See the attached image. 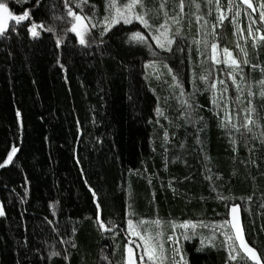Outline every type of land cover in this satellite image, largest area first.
<instances>
[{
    "label": "trees",
    "instance_id": "obj_1",
    "mask_svg": "<svg viewBox=\"0 0 264 264\" xmlns=\"http://www.w3.org/2000/svg\"><path fill=\"white\" fill-rule=\"evenodd\" d=\"M0 2L15 13L31 9L35 22L44 24L37 38L28 22L19 35L0 34V163L13 144L18 147L13 163L0 168L6 211L0 264H123L134 239L126 231L130 213L196 221L194 243L182 248L188 264H239V256L230 260L223 236L231 204L239 205L245 240L264 264L262 0H252L255 12L243 0L231 7L219 0L220 11L217 0H183V11L181 0H143L137 10H149L154 30L167 19L165 11L179 20L168 19L169 35L176 37L172 52L151 39V50L132 40L136 30L151 35L138 22L116 25L102 38L98 24L91 29L93 46L79 45L68 8L89 16L95 11L99 21L112 13L105 11L108 0H69L67 7L64 0ZM50 26L55 31H47ZM57 33L65 38L59 47ZM212 43L219 64L211 60ZM224 47L249 61L240 66L246 80L234 72L243 95L228 75L233 68L223 62ZM248 99L255 112L244 111ZM245 115L252 117L255 137L243 127ZM54 251L61 255L51 256Z\"/></svg>",
    "mask_w": 264,
    "mask_h": 264
},
{
    "label": "snow or ice",
    "instance_id": "obj_2",
    "mask_svg": "<svg viewBox=\"0 0 264 264\" xmlns=\"http://www.w3.org/2000/svg\"><path fill=\"white\" fill-rule=\"evenodd\" d=\"M24 2H27V0H24ZM83 2H87V0H83ZM233 0H229V6H232ZM17 3H21V0H17ZM65 6L67 7L69 4V0H64ZM243 3L247 5L249 9L252 10V12H255L256 9L253 6L252 0H243ZM37 4H39V0H37ZM143 7V0H127L126 3H123L119 6L116 4V0H108L107 6H106V13L109 12L111 9H115L114 15L106 14L102 20L96 21V13L93 11L92 15H82L78 13L77 11H73L70 7L68 8L67 15L69 17H72L73 20L70 22V32L74 35V37L77 39L79 45L82 46H93V44L96 42V36L92 33L91 29L97 28L98 24L103 25L100 36L101 38L106 35L114 26L116 25H132L134 22H138L139 25H142L144 29H148L151 33L150 37L149 35H146L141 30H136L131 32V39L134 40L138 45H141L143 47H146L148 49H153V45L150 43V39L154 40L156 45L160 49H166L168 52H172L173 48L172 45L176 42V37L168 35L169 32V24L168 19H171L174 23L179 25V20L176 19L175 15L169 16L168 11H165L164 15L167 17V19L164 20L162 24L159 25L160 30H154V26L150 23L149 19V10L147 8L144 9L143 12H140L137 10V8ZM163 7V5H161ZM181 11H183V0H181ZM261 11L259 13V20L264 21V0L259 5ZM217 10L220 11L219 8V0H217ZM31 9H25L21 13H15L14 11L10 10L9 5L7 3L0 2V34H6L7 31L15 32L17 35H19V29L22 25L25 24V22H28V32L31 37L37 38L41 36V32L37 30V28H44L43 23H37L34 20V17L31 16ZM239 9H237L236 15H239ZM250 19H255L251 16V13H249ZM199 19V18H198ZM220 22L222 23L225 17L223 15H220L218 17ZM235 19V17H233ZM89 24H91V27H89ZM261 27H264V25H261ZM49 32L55 31L54 28L51 26L46 29ZM177 31H179V27L177 28ZM258 31V29H257ZM249 35H252L255 39V32L253 30L252 25H249L248 28ZM64 36L57 33L56 36V44L57 47H59L64 42ZM261 39H264V33L261 34ZM100 43H103V39L100 40ZM217 49L218 44L212 43L211 44V60L215 63L219 64L221 63L220 57L217 55ZM178 51H182L179 46H177ZM223 62L225 64L230 65L233 68V71H229L228 75L232 79L233 85L236 86V90L240 95H243L240 89L239 82L237 81V76L234 74V72L240 73V80H246L245 75L243 74L241 70V63L244 65H248L249 61L247 58L243 59V61H240L236 59L233 56V53L229 50L228 47L223 48ZM245 57H247V53H245ZM253 68L256 67V65H251ZM221 83H224L221 81ZM211 87L213 89L216 88V83H212ZM224 91H227V88L224 89ZM253 93L249 92V97H251ZM260 95L264 97V90L261 91ZM240 96H237V99H239ZM215 103V101H213ZM244 111L247 112H255V108L252 106V100L248 99V107L244 109ZM17 116H20V112L17 111ZM237 116L239 114L237 113ZM224 119L228 122L231 121V116L226 112ZM245 123L243 125L244 128L247 129L249 133L253 134V137H255V133L249 125L253 123L252 117L250 115H245L244 117ZM233 127L236 129L237 132H240L241 126L240 125H233ZM259 127V125H258ZM243 135V133H241ZM261 143H264V132L261 133ZM245 144H247V138L245 139ZM18 152V147L13 144L10 148V151L7 152L6 158L3 160L2 163H0V168H4L5 166H8L13 163L14 156ZM77 163H80L79 159H77ZM254 163V162H253ZM81 172L83 173V168L81 169ZM85 183L87 184L88 181L85 180ZM89 188L92 192L93 198H97V192L96 190L89 184ZM27 194V190L25 192ZM219 195V193H218ZM18 199L23 201L24 197L18 195ZM220 199L225 200L227 199L224 196H220ZM249 200L252 199L251 196L248 197ZM227 206V205H226ZM101 207V202L97 199V208ZM238 204H231L229 206V215L231 216L230 220H225L222 222L223 225H231V229L233 230L231 233L228 231H225L223 235L225 236V239L228 241H231L232 243L229 244V258L231 261L237 260V257L239 256V264H247V260L250 258L251 261H255L256 264H261V256L257 254V251L254 247H250L248 242L245 240V234L244 229L242 227V224L238 218ZM134 213H130L127 215L126 219V231L130 234L131 237H138L139 241L142 243H138L136 240H129L128 245L126 247V255L124 257L123 264H161V260L163 259L162 256V250L164 248V244L162 241H158L156 239V236L152 234L150 230H147L145 228L146 221L143 219H133ZM6 211L4 207L3 201H0V217H5ZM49 224H52V221H48ZM108 223H112L109 221ZM157 225L161 223L159 219L155 221ZM199 223H203L202 221ZM197 226L196 221L192 220H183L180 222L179 227L185 229V231L182 233L183 238L185 240L190 239V233L187 231L190 227L195 228ZM172 227L175 229L177 227V224L175 221L172 222ZM113 229L115 231L120 230V226L113 224ZM58 231V230H57ZM76 229L73 228V232H75ZM156 235H160L159 232H157ZM26 239V238H25ZM168 240L173 241V257H172V264H187V261L184 259V255L182 250L179 248V237L168 236ZM61 241L65 242L63 240V237H61ZM67 243H71L73 247L76 245L71 241H66ZM238 242V243H237ZM137 249H140L141 251H137ZM235 249L242 250V252L246 255H239V252H237L236 255H233L232 252ZM51 256H60L61 253L58 251H54L50 253ZM105 260L108 259V257H104Z\"/></svg>",
    "mask_w": 264,
    "mask_h": 264
},
{
    "label": "rangeland",
    "instance_id": "obj_3",
    "mask_svg": "<svg viewBox=\"0 0 264 264\" xmlns=\"http://www.w3.org/2000/svg\"><path fill=\"white\" fill-rule=\"evenodd\" d=\"M127 2V0H122V1H120V2H118L117 0H116V4H117V6H119V5H121V4H123V3H126ZM112 13H111V15H114L115 14V9L113 8L112 9V11H111ZM90 25V24H89ZM168 35H169V32L167 33ZM149 65V64H148ZM150 68L153 70V71H155L156 72V74H158V73H160V71H162L161 69H160V66L158 65V64H151V66H150ZM238 218H239V220H240V222H241V216H240V210L238 209ZM133 219H135V218H133ZM138 219H143V220H145L146 221V224H145V228L147 229V230H150L151 232H152V234L154 235V236H156V239L158 240V241H162L163 242V244H164V248H163V250H162V256H163V259L161 260V264H172V257H173V251H172V248H173V241L172 240H168L167 239V237L168 236H175V237H179V248L182 250V252H183V249L182 248H184L186 245H187V243H190V244H192V243H194V237H193V235L191 234V231H192V228L190 227L187 231L190 233V239H188V240H185L184 238H183V235H182V233L185 231V229H183V228H181V227H179V224H180V222L181 221H183V220H175V219H173L172 220V222L173 221H175L176 222V224H177V227L175 228V229H173V227H172V222H165V220H163V219H159L160 221H161V223L159 224V225H157L156 223H155V221L157 220V218H155V219H146V218H138ZM230 219H231V216H230ZM229 219V220H230ZM241 224H242V222H241ZM229 226V228L228 229H226L225 231H228V232H232L233 230L231 229V225H228ZM172 230V232L170 233L169 232V230ZM157 232H159L160 233V235H156L157 234ZM129 234V233H128ZM129 236H130V234H129ZM224 236V235H223ZM130 238L131 239H133V240H135V238H137V239H139L138 237H131L130 236ZM224 238H225V236H224ZM227 242L229 243V244H231L232 242L231 241H228L227 240ZM238 243V242H237ZM127 245H128V242H127V244H126V247H127ZM195 248V247H194ZM193 248V249H194ZM237 250H238V252L240 253V251L242 252V250H239V249H235V250H233V253L236 255L237 254ZM243 253V252H242ZM244 254V253H243ZM183 255H184V259L187 261V259H186V257H185V254H184V252H183ZM244 255H246V254H244ZM253 262H255V261H253ZM182 264H183V262H182ZM187 264H188V262H187Z\"/></svg>",
    "mask_w": 264,
    "mask_h": 264
}]
</instances>
